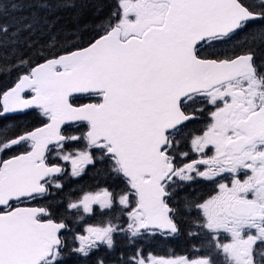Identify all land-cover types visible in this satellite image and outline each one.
<instances>
[{"label": "snow or ice", "instance_id": "6c2138e0", "mask_svg": "<svg viewBox=\"0 0 264 264\" xmlns=\"http://www.w3.org/2000/svg\"><path fill=\"white\" fill-rule=\"evenodd\" d=\"M13 72L0 264H264V0H0Z\"/></svg>", "mask_w": 264, "mask_h": 264}, {"label": "trees", "instance_id": "16d2710c", "mask_svg": "<svg viewBox=\"0 0 264 264\" xmlns=\"http://www.w3.org/2000/svg\"><path fill=\"white\" fill-rule=\"evenodd\" d=\"M27 9H25L24 12H15L12 13L13 15H24L27 13ZM107 9H105V12ZM59 17V20L57 22L56 28H64V29H72L79 24H84L87 22H90L93 20V12L91 9L86 10L84 14L81 16L79 21H76L74 19V14L72 10H61L57 13H55ZM103 15V13H102ZM41 42L44 40H47V34H41L40 32H37L36 34ZM91 35V32L85 33V36ZM36 37H33L35 39ZM15 77V72L11 74V76H5L0 75V88H3L7 85H9L12 80ZM8 120L10 122H17L20 125H27L28 127H34L38 126L40 121L36 115L35 112H29L25 115H11L8 117ZM85 180H88V176L84 177ZM74 183V181L72 182ZM72 183L69 184V186H72ZM161 241H163V238H161ZM191 249V244L188 241H185L183 239L179 240H169L167 242H161V243H155V244H149L146 248V251H154L155 253L159 255H168V254H185L189 252Z\"/></svg>", "mask_w": 264, "mask_h": 264}, {"label": "water", "instance_id": "95a60500", "mask_svg": "<svg viewBox=\"0 0 264 264\" xmlns=\"http://www.w3.org/2000/svg\"><path fill=\"white\" fill-rule=\"evenodd\" d=\"M9 116H11V115H9Z\"/></svg>", "mask_w": 264, "mask_h": 264}]
</instances>
